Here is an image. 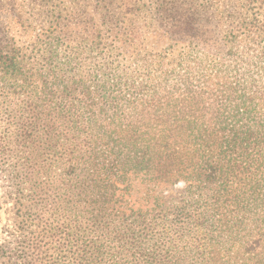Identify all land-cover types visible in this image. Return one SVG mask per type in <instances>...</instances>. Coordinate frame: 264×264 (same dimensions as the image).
Returning <instances> with one entry per match:
<instances>
[{
    "label": "trees",
    "instance_id": "trees-1",
    "mask_svg": "<svg viewBox=\"0 0 264 264\" xmlns=\"http://www.w3.org/2000/svg\"><path fill=\"white\" fill-rule=\"evenodd\" d=\"M58 1L40 0L29 46L0 20V173L38 220L19 264H264L261 15L221 27L210 0H96L89 16ZM20 8L6 7L28 33ZM159 30L188 48L147 50ZM133 174L185 193L129 210Z\"/></svg>",
    "mask_w": 264,
    "mask_h": 264
},
{
    "label": "rangeland",
    "instance_id": "rangeland-1",
    "mask_svg": "<svg viewBox=\"0 0 264 264\" xmlns=\"http://www.w3.org/2000/svg\"><path fill=\"white\" fill-rule=\"evenodd\" d=\"M0 20H1V33L5 36L6 33L12 37H16L22 45L29 46L36 39L38 33L44 31L47 26V20L41 19L45 13L44 5L40 4V0H0ZM66 2L71 6L70 0H60ZM150 2V0H148ZM9 3H14L20 6V10L25 12L26 17H29L31 25H28V33L20 29L17 21L11 17L6 7ZM96 0H84L80 3H73L71 10L81 9L89 16L93 10L96 9ZM209 13L212 17H218L213 24L220 23V26H231L236 28H244L252 12H257L264 19V3L257 5L255 10H251L246 4L245 0H210ZM86 16V17H87ZM36 19V20H35ZM86 18L80 20L86 22ZM78 20V19H77ZM216 26V25H215ZM118 26L117 29L123 31L124 28ZM78 30V31H77ZM75 30V40H81L87 37V34L81 29ZM80 30V31H79ZM10 32V33H9ZM142 43L147 50L159 52L167 49L170 45L173 48L170 50L171 56L178 54L188 48V43L183 40H174L169 37L163 30L148 32L143 36ZM16 98L15 95L11 99ZM5 129L8 133L14 131V126L7 123ZM147 180L143 174L130 175L126 182L118 184L119 192L125 194L127 209L131 210H147L155 207L156 199L159 198V203L163 207L169 209L178 203L185 193L186 184L183 180L173 182L171 184H159ZM19 188L13 187L7 181L5 175L0 173V264H19L20 259L17 257V252L23 249L25 234L36 231L38 220L32 222L27 215V206L32 204L29 199L28 192L18 190ZM35 217V216H33ZM32 217V219H33ZM30 224V225H29ZM29 226V228H27Z\"/></svg>",
    "mask_w": 264,
    "mask_h": 264
}]
</instances>
